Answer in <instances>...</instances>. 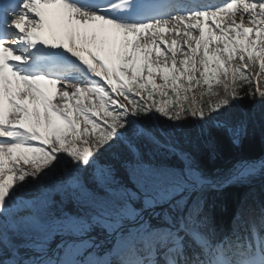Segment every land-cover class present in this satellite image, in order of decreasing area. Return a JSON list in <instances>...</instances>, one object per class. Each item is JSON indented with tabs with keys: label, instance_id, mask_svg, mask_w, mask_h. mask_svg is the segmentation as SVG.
Here are the masks:
<instances>
[{
	"label": "snow or ice",
	"instance_id": "1",
	"mask_svg": "<svg viewBox=\"0 0 264 264\" xmlns=\"http://www.w3.org/2000/svg\"><path fill=\"white\" fill-rule=\"evenodd\" d=\"M262 85L264 0H0V264H264V206L218 232L202 195L264 160L213 179L175 146L238 143Z\"/></svg>",
	"mask_w": 264,
	"mask_h": 264
},
{
	"label": "trees",
	"instance_id": "2",
	"mask_svg": "<svg viewBox=\"0 0 264 264\" xmlns=\"http://www.w3.org/2000/svg\"><path fill=\"white\" fill-rule=\"evenodd\" d=\"M228 117L231 124L240 121L247 124L238 144L233 142L225 127L212 121L207 124L192 121L176 126L175 144L190 154L200 169L213 179L225 177L238 160L264 156V104L246 97L230 108ZM140 149L145 151V146L141 144ZM171 158L175 160L174 156ZM117 167L123 173V169ZM202 195L210 226L218 232H230L241 203L259 215L261 206H264V171L225 189L207 187Z\"/></svg>",
	"mask_w": 264,
	"mask_h": 264
},
{
	"label": "rangeland",
	"instance_id": "3",
	"mask_svg": "<svg viewBox=\"0 0 264 264\" xmlns=\"http://www.w3.org/2000/svg\"><path fill=\"white\" fill-rule=\"evenodd\" d=\"M262 87H264V86H262ZM219 90H220V92H221V94L223 93V87L222 86H219ZM194 94H195V96H197L198 97V99H200L201 97H200V91H199V88H197V89H195L194 90ZM192 95H193V93H189V100H188V103H189V105H191L192 104V99H191V97H192ZM204 98H206V99H210V97L208 96V95H205L204 97H203V99ZM258 174H259V172H258Z\"/></svg>",
	"mask_w": 264,
	"mask_h": 264
}]
</instances>
